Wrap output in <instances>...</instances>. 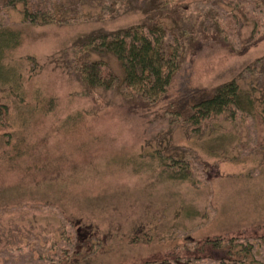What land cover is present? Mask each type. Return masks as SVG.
I'll list each match as a JSON object with an SVG mask.
<instances>
[{
  "label": "rangeland",
  "instance_id": "rangeland-1",
  "mask_svg": "<svg viewBox=\"0 0 264 264\" xmlns=\"http://www.w3.org/2000/svg\"><path fill=\"white\" fill-rule=\"evenodd\" d=\"M38 10L57 21L32 23ZM149 19L181 60L172 95L237 79L252 111L200 127L172 122L167 102L135 115L117 89L76 76L89 59L122 81L114 55L79 47ZM9 29L20 43L0 56V264H264V43L188 49L202 31L240 49L264 30V0H0ZM178 160L192 180L169 178Z\"/></svg>",
  "mask_w": 264,
  "mask_h": 264
},
{
  "label": "trees",
  "instance_id": "trees-1",
  "mask_svg": "<svg viewBox=\"0 0 264 264\" xmlns=\"http://www.w3.org/2000/svg\"><path fill=\"white\" fill-rule=\"evenodd\" d=\"M32 23L49 24L56 22V15L51 11H37L31 13ZM26 19V17H25ZM11 35V42L0 45V56L7 48L20 43L19 32L9 29L1 31V35ZM219 34L213 31H202L199 36L188 44L191 55H197L206 47L218 43L238 56L247 55L252 49L264 43V30L257 36L247 40L240 49H235L228 42L219 40ZM167 29L162 20L149 19L144 24L133 25L118 32H101L83 41L79 47L88 53H111L122 64L125 77L119 81L112 71H105L104 63L86 60L75 68L76 76L90 87L115 90L127 96L130 101L128 110L133 114L150 113L160 103L167 102L171 120L192 123L200 127L211 116L229 113L235 114V108L243 112H250L254 107V100L248 93H243L240 82L232 79L215 88L201 86L188 87L181 95L170 93V86L178 71L181 60L177 51H171L166 43ZM7 72L0 65V79H9ZM250 109V110H249ZM4 113L0 107V118ZM1 123V122H0ZM167 164V163H166ZM169 178L173 180H192L191 167L181 161L168 164ZM207 242H210L209 240ZM220 245L217 242L215 246ZM248 249L245 250L246 254ZM144 264H166L164 262Z\"/></svg>",
  "mask_w": 264,
  "mask_h": 264
}]
</instances>
